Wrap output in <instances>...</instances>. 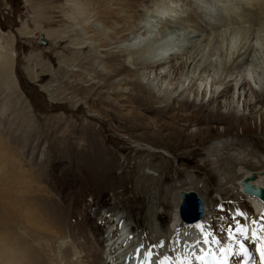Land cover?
<instances>
[{
    "label": "rangeland",
    "instance_id": "rangeland-1",
    "mask_svg": "<svg viewBox=\"0 0 264 264\" xmlns=\"http://www.w3.org/2000/svg\"><path fill=\"white\" fill-rule=\"evenodd\" d=\"M155 1L159 0H0V46L10 45L12 52L9 62L0 58V264H75L77 260L96 264L101 254L106 264L118 261L120 258L113 259L119 254L109 256L114 246L106 245L117 232L110 231V223L116 222V217L125 221L132 215L115 206L127 205L135 198L137 159L145 151L160 155L158 161L169 162L165 164L169 168L164 187L191 184V179L198 182L192 185L209 199V211L214 215L209 219L213 224L210 227L222 229L226 235L235 234L238 226L252 219L248 201L241 193L238 196L232 191L218 192L217 184L224 180L210 173L204 148L219 136L234 137L233 144H240L244 138L249 142L245 146L253 148L254 140L257 142L256 138L264 134V107L257 104L263 90L255 80L261 74L259 67L264 65V34L251 42L258 52L255 70L243 69L240 74L235 70L229 77H245L247 83L240 96L230 81L224 95L216 98L215 93L212 99V76L207 73L202 77L191 75V82H184L182 87L180 83L176 91L173 79L155 80V72L136 73L129 68L108 78L97 74L106 76L117 66L109 56L121 54V48L120 44L94 49L88 46L91 34L94 35L93 27H89L93 18L88 21L85 11L93 9L92 13H99L124 6L132 15L131 31L146 36L138 29L136 19L150 10ZM163 1L179 8L176 12L182 20L188 16L196 20L209 18L206 0ZM72 2L85 8V14H76ZM100 23L96 25L98 30L101 27L100 32L111 34L122 25L116 14L106 24ZM155 23L151 37H158L161 30V24ZM173 30L194 34L184 27ZM99 37L100 33L94 35L95 44L100 42ZM213 42L222 51L237 44L229 32L214 37ZM172 54L167 53L169 57ZM135 79L145 85V90L151 89L146 84L151 82L152 93L133 87L131 82ZM224 86L219 84L217 92ZM167 91H174L173 98L167 101L173 110L163 109L167 102L157 98ZM136 93L145 94L144 101L156 111L166 112L145 113L147 118L142 122L136 109L139 103L132 100ZM210 99L208 111L218 109L224 115L234 112L245 117V121L193 122L207 115L202 114L199 105ZM185 100L187 107L177 108ZM190 133L196 135L188 136ZM208 158L220 164L215 155ZM217 196L221 202L218 209V201L211 202ZM232 209L240 216H235L236 221H229ZM169 220L155 222L162 230V224L170 225ZM130 224L132 227H127L131 234L136 233L139 222ZM132 239L135 241V236L127 239L124 246L130 247L128 251L132 249ZM141 242L142 248L154 246L149 238L144 237ZM128 259L125 257L122 264H132L135 257Z\"/></svg>",
    "mask_w": 264,
    "mask_h": 264
},
{
    "label": "bare ground",
    "instance_id": "bare-ground-1",
    "mask_svg": "<svg viewBox=\"0 0 264 264\" xmlns=\"http://www.w3.org/2000/svg\"><path fill=\"white\" fill-rule=\"evenodd\" d=\"M198 1L200 2L201 0ZM206 3L207 4L205 5V7L210 11L216 12L215 16H213L211 12L208 11L207 16L209 18L207 19H204V17H202L196 20L194 16H186L187 18H184L185 20H182L181 16L176 12L180 11L179 8H176L173 4L166 3L163 0L155 1L150 10H148L144 15L142 14L140 18L136 19V25L138 26V29L143 30L144 33L147 34L146 36L131 31V28L129 27V20L132 18V15L127 13V11L123 8L124 6H120L119 10L108 8L104 11H100L99 13L94 10V12L92 13L93 9H90L87 12L85 11V8L81 9V7H79V5L75 2H72V5L76 8V14H82L84 13L82 12V10H84L88 14V18L86 17L88 21L90 18H93V22L89 27H93L94 35L100 33L102 37L97 38V41L100 42L98 44H95L94 42L96 41H94V35L91 34V42H88V46H91L94 49L97 47L107 48L110 46V44L114 45L115 47V44H120L119 47L121 48V54L119 53L118 55H113L112 53H110L111 51L109 52L111 55L109 56L111 57L110 62L116 61L117 66L113 67L111 70L109 69L110 71L108 70L109 73H107L106 76L101 72H97V74L102 75V77L108 78L111 77V75L113 76V74H118V72L122 71L123 69L129 68L133 69L136 73L142 70L155 72V80L160 79L162 82L164 81V79L166 80V78H169L170 80L173 79L175 83L173 90L175 89L176 91V88L180 83L182 87L184 82H191V75L195 74V76L202 77L204 73H207L212 76L211 83L214 87L212 99L215 96V93H217L216 98L221 96L222 94L224 95L225 88H227L230 81H233L231 85H233L234 89L238 90V96H240L244 89V85L247 83L245 77L242 75L243 77L233 80H230L229 77L235 70L240 74V71H242L243 69L250 70L254 67V65L258 66V52L251 42L253 39L261 38L264 34V0H206ZM114 14H116V18L121 19L122 25L114 28L112 34L109 33V31L107 32L106 30H104L105 28H102L104 31L100 32L101 27L100 30H98L99 28L96 26L100 23L97 22V17L101 16L102 19L98 20L101 21L100 25H103L106 24L108 19L112 18ZM166 16H171L172 19L167 20ZM208 19L211 20L208 21ZM155 22L161 24V30L160 32H158V37H151V35L153 34L151 32L154 31L152 27L156 25ZM182 27L188 28L189 30L193 31L194 34L189 35L187 31H177L178 33L173 32V29H181ZM128 30L129 33L127 32ZM227 32L232 33L235 36L237 44L234 46V48L230 46L226 47L225 50L222 51V47L215 44V42H213V39L214 37L221 36L222 34ZM191 37L195 38L192 39ZM0 50L2 53L0 58H2L4 62H9L12 58L11 46H0ZM169 51L173 53L172 57H169L167 55ZM259 68H262L261 74H258L255 80L259 88L262 89L263 92L258 97L257 104H259L261 108H263L264 65L260 66ZM146 84L149 85L151 89L154 88L151 82ZM219 84H224L225 86L223 90L217 92V86ZM131 85L142 92V89L145 88V85H142V83L137 81L136 79L135 81L131 82ZM151 89H144V91L145 93L150 94L152 93L151 91H153ZM173 92L174 91H167V93L163 96H156L160 100V102H167L169 99L173 98ZM144 98H146L145 94L139 95L136 93V95L132 96V100L135 103H139L137 105V107H139L136 109L137 114H139L140 116L139 119H142V122L147 118L145 113L157 112V114H160L166 112V110H173V107L169 106V103L167 102L163 105V109L166 110L157 109L156 111L154 107L148 104L149 102L147 103L144 101ZM211 101L212 100L210 99L207 101L208 103L199 105V109L202 111V114L206 112L207 115H200V120H194L193 122L236 123L245 121V117L237 116L234 112H230L224 115L220 113L218 109H216L214 112L208 111L207 106ZM188 104V101L185 100L181 102L177 108H181L183 110L187 107ZM162 128L160 129L162 130ZM174 131H176V129H174ZM194 135L196 134H188V136ZM256 139H258L257 142L253 139V148H247V146H245L249 145V142L244 138L242 140H239L240 144L231 143L232 140H235L234 137L221 138V136L216 139L217 141L213 140L206 143L207 145L204 148L205 155L207 157L206 166L210 167V173L212 174L213 172L212 176L214 178L222 177L224 180L223 182H218L217 184V188L219 190L217 191L220 194H226V192L232 191V193H235V195H241L236 182H238V180L248 172H259L261 170H264V134ZM251 143L252 140L250 141V144ZM211 155H215L216 161L220 164L217 165L216 162L212 161L214 157L212 160H210L211 158L208 157H210ZM160 158V155L152 154L149 151H145V153L142 152L140 154L137 159V165L139 169L138 174L135 178L137 182L135 187V198L129 201V203L127 202V205L119 203L115 206V208L117 209H120L122 207L123 211H125L127 214L132 213V215H130V217H125V221L124 219H122V222L121 219L116 217L117 221L114 223H110L113 227L110 231L113 232V230H116L118 233V238L122 240L126 226L132 227L130 223L139 222L136 233H133L132 231L131 234V231L129 230V235L124 239L125 243H127V239L135 236V241H133L132 239L133 244L131 245V247L133 248L139 245V250H141L142 239H144V237L146 239L149 238L153 241L154 246L145 245V248L150 253L149 260L152 259V264H158L160 258L164 259L169 264H188L191 262L190 249L194 248L191 247L188 238H195V232L200 230L205 231L204 229H206V227H209L208 229H214L213 226L210 227L211 225H213L210 220L211 218H214V215L209 211V199L207 200L205 198L204 194L198 190L197 186L192 185L194 182L196 183V181H193V179L190 180L191 184L189 182H185L167 185L166 187L163 186L165 183L164 180L168 177V174L166 173L168 172L167 170L169 168V165L166 166L165 164H168L169 162L163 160L158 161ZM258 183L264 186V178L261 179ZM196 184L198 185V182ZM187 191L195 192L196 195L202 200L204 208L203 215L199 222L192 225H184L177 219L179 193ZM243 198L248 201L249 207V202L254 205L262 206L260 203H258L254 199H251L250 197L243 196ZM219 199L220 198H218V196L216 198H211V202H214L216 200L218 201ZM219 204H221V202L219 203V201L215 204V207H217L216 209H218ZM133 211H137V214H133ZM231 212L232 216L229 215V221L235 220V216H238V214L233 211V209ZM261 215L264 216V214ZM219 217H222V215H219ZM166 218H170V225L167 226L162 224L163 228L161 230V227L158 226L159 224L157 225L155 220L161 222L162 219ZM176 222L181 225L180 228L178 226H176V228H172V224ZM120 223H123V229H121ZM244 228L245 225L238 226L235 234H233H240L242 230L244 231ZM119 230L121 232H119ZM217 231L222 232V229ZM228 232L230 231L228 230ZM242 240L247 241V237L242 238ZM106 245H109L111 247L114 246V249L112 251L110 250L109 253V256L111 257L116 256L115 253H117V250L121 248V245H117V242L112 239V236L109 237ZM128 248L130 247L124 248L125 250L127 249V253L130 252L128 251ZM145 248L143 247L142 251H145ZM117 258L121 259V254L119 255V257H116L113 260H116ZM120 259L114 262V264H122V261L124 259ZM132 262V264L140 263L137 256H135L134 260L132 259ZM75 264H84V262H82V260H77ZM96 264H106L103 262L102 254L99 256Z\"/></svg>",
    "mask_w": 264,
    "mask_h": 264
},
{
    "label": "water",
    "instance_id": "water-1",
    "mask_svg": "<svg viewBox=\"0 0 264 264\" xmlns=\"http://www.w3.org/2000/svg\"><path fill=\"white\" fill-rule=\"evenodd\" d=\"M264 178V170L248 172L238 180L237 186L241 194L250 195L264 203V186L260 185ZM202 200L193 191L180 192L177 214L185 224H191L201 219L203 215Z\"/></svg>",
    "mask_w": 264,
    "mask_h": 264
},
{
    "label": "snow or ice",
    "instance_id": "snow-or-ice-1",
    "mask_svg": "<svg viewBox=\"0 0 264 264\" xmlns=\"http://www.w3.org/2000/svg\"><path fill=\"white\" fill-rule=\"evenodd\" d=\"M261 255L264 256V253H262Z\"/></svg>",
    "mask_w": 264,
    "mask_h": 264
}]
</instances>
